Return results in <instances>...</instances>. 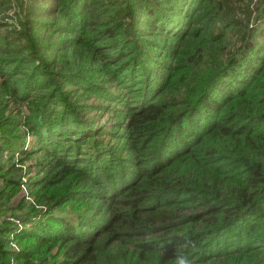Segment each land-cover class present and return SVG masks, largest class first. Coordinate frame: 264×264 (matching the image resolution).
I'll return each mask as SVG.
<instances>
[{"label":"trees","instance_id":"obj_1","mask_svg":"<svg viewBox=\"0 0 264 264\" xmlns=\"http://www.w3.org/2000/svg\"><path fill=\"white\" fill-rule=\"evenodd\" d=\"M181 239L264 264V0H0V264Z\"/></svg>","mask_w":264,"mask_h":264},{"label":"clouds","instance_id":"obj_2","mask_svg":"<svg viewBox=\"0 0 264 264\" xmlns=\"http://www.w3.org/2000/svg\"><path fill=\"white\" fill-rule=\"evenodd\" d=\"M197 244L189 239H181L179 245L173 248L170 264H198Z\"/></svg>","mask_w":264,"mask_h":264},{"label":"rangeland","instance_id":"obj_3","mask_svg":"<svg viewBox=\"0 0 264 264\" xmlns=\"http://www.w3.org/2000/svg\"><path fill=\"white\" fill-rule=\"evenodd\" d=\"M6 8H7V4L4 5V6H1V11L6 12V11H5ZM89 115H92V113H90ZM106 118H107V117H105L104 119L106 120ZM26 128H27V127H26ZM26 135H27L28 138H31V137H32V135H31L28 131H27ZM23 194H25L27 197H29V196H28V193L26 194V189H25V190L23 189ZM29 199H30V197H29Z\"/></svg>","mask_w":264,"mask_h":264},{"label":"built area","instance_id":"obj_4","mask_svg":"<svg viewBox=\"0 0 264 264\" xmlns=\"http://www.w3.org/2000/svg\"><path fill=\"white\" fill-rule=\"evenodd\" d=\"M4 157H6V155H4Z\"/></svg>","mask_w":264,"mask_h":264}]
</instances>
